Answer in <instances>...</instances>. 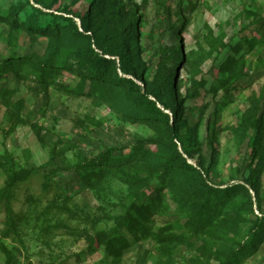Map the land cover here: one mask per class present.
<instances>
[{
    "label": "rangeland",
    "instance_id": "374dc122",
    "mask_svg": "<svg viewBox=\"0 0 264 264\" xmlns=\"http://www.w3.org/2000/svg\"><path fill=\"white\" fill-rule=\"evenodd\" d=\"M58 38L63 68L41 87L32 75L40 68L31 63L40 65ZM172 45L180 54L170 81L181 115L179 140L198 168L175 165L164 176L156 158L132 155L148 140L167 152L174 121L162 129L156 120L128 118L125 94L100 100L87 95L89 81L81 94L62 86L75 87L82 61L98 55L116 67L119 57L132 59L139 76L130 70L122 78L145 89L160 53ZM12 53L28 60L20 72L0 74V188L2 164L34 169L14 186L15 233L0 241L14 264H222L264 213V0H0V56ZM164 111L171 118V110ZM108 148L117 149L111 157L118 166L90 186L81 182L77 167ZM200 173L220 188L247 181L252 206L235 190L221 199L212 195L218 206L226 200L212 226L189 229L187 214L201 200L192 195ZM138 188L145 204L155 201L156 210L142 220L148 233L111 254L104 245L84 253L92 238L115 226ZM3 220L0 205V231ZM160 229L156 240L150 233ZM126 237L132 241L133 235ZM5 260L0 251V264ZM237 264H264V235Z\"/></svg>",
    "mask_w": 264,
    "mask_h": 264
},
{
    "label": "trees",
    "instance_id": "16d2710c",
    "mask_svg": "<svg viewBox=\"0 0 264 264\" xmlns=\"http://www.w3.org/2000/svg\"><path fill=\"white\" fill-rule=\"evenodd\" d=\"M85 16H79L81 21H84ZM54 26V24L51 25ZM56 26V25H55ZM61 34L58 35L60 37ZM63 39L58 38L55 46L50 49L48 57H44L37 63H31L34 67H39L40 70L33 73V78L36 83H39L41 87H45L51 82L58 73L57 70H61L63 67H58L61 63H57L60 55L63 53L61 46ZM180 59L179 51H177L175 45L162 50L160 53L157 68L152 78L146 83V88L141 89L139 84H136L133 80L128 78H122V75H128L130 70H136L135 76L138 77L140 67H134L132 65L133 60L129 57H119L118 67L114 63L106 61V59H100L98 55H95L94 59L82 61L81 66L78 68L77 74L80 76L78 84L70 88L68 86H62L67 92L73 94H81L85 92L83 85L86 81L90 82V87L87 95H95L100 100L107 99L109 94L121 93L125 94L130 99V109L126 112L128 118L133 120L142 121H157L158 125L162 129H166L170 122L174 121L175 127H173L168 136L169 147L167 152H161L156 146L157 143L154 140H148L143 142L144 144L134 151L132 158H138L144 161L146 158H156L158 162V168H161L166 173L171 171L172 166H180L181 168L188 170H195L198 167L190 164L192 156L187 150L186 146L179 140V128L181 125V115L177 110L178 106L174 99L171 98V86L170 81H175V71ZM27 58L12 53L10 56H0V74L7 73L11 70L20 72L21 68L27 62ZM39 60V59H37ZM235 58H229L225 68L232 66ZM23 62V63H22ZM29 64V62H28ZM60 68V69H58ZM141 73V72H140ZM114 75L113 79H107L108 75ZM225 82L220 83V87L224 86ZM196 91H193L189 97L196 95ZM162 107V109H161ZM20 109V108H19ZM164 109L171 110V118L164 111ZM143 116V117H142ZM117 151L116 148H108L94 159L89 160L87 163L80 165L76 169V173L81 182L90 186L94 180L108 175L111 170L118 166L116 160L111 157ZM161 156V157H159ZM123 163L121 162L120 165ZM5 180L3 186L0 188V205L2 206V212L4 214L3 229L0 231V241L10 239L15 233V223L13 221V209H12V195L14 186L26 178H28L34 171L19 169L15 170L10 163H4L1 165ZM55 172L50 171V174ZM49 174V173H48ZM48 174L43 176L46 181L42 186L45 190L49 188ZM148 180H142L144 186L148 185ZM235 190L238 193H245L252 206V196L250 190H253V186L247 181H242L235 185H230L225 188H220L214 185L208 179L206 174H199V187L194 190V196H198L201 200L195 205L194 210L187 214V223L189 229L195 231H201L208 229L212 226L213 220L220 214L223 203L226 200H220V206L216 205L211 198L219 197L221 194L226 196L228 192ZM147 196L139 191V188L132 192L131 197L125 202L124 208L121 211V215L117 216L115 226L110 229L109 233H102L96 238H92L88 244L84 253H94L100 245H104L108 253H113L115 248L126 249L134 243L140 241L146 232V227L142 225V220H147L148 214L151 211L156 210L155 201L151 200L150 203H146ZM136 200V201H135ZM257 204V203H256ZM257 210L260 211V206L257 205ZM264 213H261L259 217H255V220L247 227L246 235L237 244L238 247L231 254L226 256L224 263L222 264H237L240 257L244 256V252L249 247L253 246L257 239L264 235ZM163 230L160 229L157 233L151 232V236L159 240L162 238ZM127 234L133 235L132 241L126 237ZM241 233H237L239 236ZM0 251L6 256L5 264H14L16 262L14 255L0 243Z\"/></svg>",
    "mask_w": 264,
    "mask_h": 264
}]
</instances>
